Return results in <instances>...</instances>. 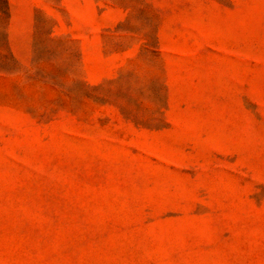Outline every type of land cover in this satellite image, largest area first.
Listing matches in <instances>:
<instances>
[{"label": "rangeland", "instance_id": "1", "mask_svg": "<svg viewBox=\"0 0 264 264\" xmlns=\"http://www.w3.org/2000/svg\"><path fill=\"white\" fill-rule=\"evenodd\" d=\"M0 264H264V0H0Z\"/></svg>", "mask_w": 264, "mask_h": 264}]
</instances>
